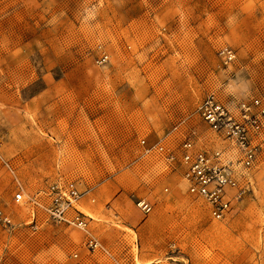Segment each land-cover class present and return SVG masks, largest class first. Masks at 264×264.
Instances as JSON below:
<instances>
[{
  "label": "rangeland",
  "instance_id": "rangeland-1",
  "mask_svg": "<svg viewBox=\"0 0 264 264\" xmlns=\"http://www.w3.org/2000/svg\"><path fill=\"white\" fill-rule=\"evenodd\" d=\"M208 94L264 98V0H0V264H264V142L220 220L140 144L223 148Z\"/></svg>",
  "mask_w": 264,
  "mask_h": 264
},
{
  "label": "built area",
  "instance_id": "built-area-1",
  "mask_svg": "<svg viewBox=\"0 0 264 264\" xmlns=\"http://www.w3.org/2000/svg\"><path fill=\"white\" fill-rule=\"evenodd\" d=\"M219 56L225 62L234 59L233 51L227 48L220 49ZM196 111L208 128L225 143L223 148L211 151L198 149L191 136L179 145L178 152L164 138L148 147L143 140L140 144L146 153L157 155L169 170L182 168L187 193L202 200L212 218L220 220L249 189L247 182L241 183L239 180L245 178V171L255 165L261 143L264 142V98L222 101L216 95L208 94ZM45 193L50 200L45 208L49 217L85 230V216L75 207L79 192L73 183L55 184ZM14 200L21 201L22 194H16ZM137 206L144 213L151 209L143 200H139ZM68 210L74 212L71 218H66ZM87 246L95 250L99 244L90 238Z\"/></svg>",
  "mask_w": 264,
  "mask_h": 264
}]
</instances>
